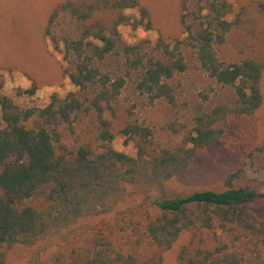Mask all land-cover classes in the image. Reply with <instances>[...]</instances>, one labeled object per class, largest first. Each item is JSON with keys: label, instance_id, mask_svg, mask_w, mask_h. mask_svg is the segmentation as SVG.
Masks as SVG:
<instances>
[{"label": "trees", "instance_id": "1", "mask_svg": "<svg viewBox=\"0 0 264 264\" xmlns=\"http://www.w3.org/2000/svg\"><path fill=\"white\" fill-rule=\"evenodd\" d=\"M258 2L264 13V0ZM209 5L214 23L206 28L202 25L196 34L188 25L187 29L195 41L200 67L219 86L233 90L234 101L200 107L193 128L173 149L157 148L152 129L128 122L120 133L127 143H134L135 156L112 146L116 105L127 80L103 72L98 63L125 55L131 67H142L137 91L152 102L164 99L174 105L171 80L188 68L183 53L160 43L162 58L144 61L142 43H123L120 27L152 28L150 12L139 0H64L52 10L47 35L61 14L76 22V37H64L56 41V47L67 65L64 74L81 91L91 90L92 97L84 101L75 93L64 98L53 95L47 106L35 109L0 95V264H12V257L21 249H36L88 219L109 214L140 242L146 240L162 251L192 233L189 243L178 251L177 264H264V217L257 216L252 205L264 194L255 186L239 185L241 171L225 178L221 192L202 190L186 196L167 192V183L218 143L233 119L252 118L264 104V62L248 59L227 64L219 60L215 42H222L236 23L225 20L229 13L226 0H211ZM186 7L184 0L183 11ZM133 10L139 12L138 17L124 13ZM107 14L115 15L111 25L104 22ZM184 17L181 24H185ZM36 92L37 87H32L20 94L33 96ZM83 114L94 116L102 141L98 149L90 144L69 148L62 143L60 127ZM131 197L138 199L122 208ZM218 229L235 234V243L245 241L243 249H233L226 242L209 246L203 238L195 241L194 233L216 234ZM75 241L47 258L36 253L25 264L164 262L162 254L141 258L116 250L102 237L90 247Z\"/></svg>", "mask_w": 264, "mask_h": 264}, {"label": "rangeland", "instance_id": "2", "mask_svg": "<svg viewBox=\"0 0 264 264\" xmlns=\"http://www.w3.org/2000/svg\"><path fill=\"white\" fill-rule=\"evenodd\" d=\"M64 0H0V95L7 96L24 108L41 109L47 106L53 95L64 98L75 93L81 100L92 97V91H81L64 74L67 67L63 54L56 47V41L70 36L76 37L75 21L69 15L61 14L47 35L48 18L52 10ZM139 0L148 9L152 28L134 29L132 26L120 27L124 44L138 45L144 61L147 58H162L160 43L177 48L185 57L188 68L176 75L171 84L175 90L176 102L166 100L152 102L136 89V82L142 67L134 68L120 53L98 63L101 70L113 77L123 76L127 85L116 105V118L112 146L130 156L136 155L134 143H127L120 133L128 122L139 123L152 129L153 143L157 148L173 149L180 145L183 136L193 128L194 117L200 107L210 108L220 103H233V90L219 86L210 79L196 60L195 41L189 35L187 25L198 33L202 25L206 28L212 21L211 0ZM229 13L225 20L236 23L225 35L222 42H215V50L221 62L230 64L243 60L264 62V13L258 0H226ZM138 17L137 10L124 12ZM182 15L185 24L182 23ZM98 18H100L98 16ZM104 22L111 25L115 15H103ZM124 46L119 48L120 51ZM60 48L62 46L60 45ZM37 87L33 96L21 95ZM264 93V76L262 80ZM62 143L69 148L90 144L100 148L94 116L87 114L75 118L71 124L60 127ZM180 132V133H179ZM241 171L239 185L255 186L264 194V104L252 118H236L231 122L227 134L208 150L203 151L191 168L167 183L169 196H186L196 191L225 190L224 180L230 174ZM136 197H131L122 208L130 205ZM253 211L264 217V198L252 203ZM138 219V217H136ZM192 233L183 235L176 245L167 251L146 240L139 241L129 229L123 230L116 216L109 214L88 219L75 229L56 237L32 250L21 249L11 259L12 264H25L36 253L44 258L68 247L74 239L77 245L90 247L96 238L102 237L113 248L141 258L163 255V264H177L180 247L187 245ZM195 241L203 238L207 245L216 246L218 242L229 243L233 249H243L244 242L235 243V234L212 232L194 233ZM232 242L235 246H231ZM242 247V248H241Z\"/></svg>", "mask_w": 264, "mask_h": 264}]
</instances>
